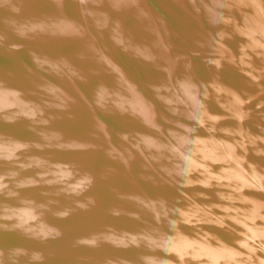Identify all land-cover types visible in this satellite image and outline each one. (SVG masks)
Segmentation results:
<instances>
[{
	"label": "water",
	"instance_id": "95a60500",
	"mask_svg": "<svg viewBox=\"0 0 264 264\" xmlns=\"http://www.w3.org/2000/svg\"><path fill=\"white\" fill-rule=\"evenodd\" d=\"M0 264H264V0H0Z\"/></svg>",
	"mask_w": 264,
	"mask_h": 264
}]
</instances>
